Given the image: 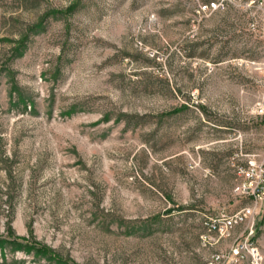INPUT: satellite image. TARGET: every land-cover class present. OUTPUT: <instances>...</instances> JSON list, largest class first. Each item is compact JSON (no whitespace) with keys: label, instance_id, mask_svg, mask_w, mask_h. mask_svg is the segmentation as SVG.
<instances>
[{"label":"rangeland","instance_id":"374dc122","mask_svg":"<svg viewBox=\"0 0 264 264\" xmlns=\"http://www.w3.org/2000/svg\"><path fill=\"white\" fill-rule=\"evenodd\" d=\"M0 0V264H206L261 153L264 0ZM253 23V25L251 24ZM264 264V198L252 237Z\"/></svg>","mask_w":264,"mask_h":264},{"label":"built area","instance_id":"2783aa9c","mask_svg":"<svg viewBox=\"0 0 264 264\" xmlns=\"http://www.w3.org/2000/svg\"><path fill=\"white\" fill-rule=\"evenodd\" d=\"M226 1L207 0L200 8L207 12L224 8ZM254 113L264 115V99L255 104ZM237 175L239 178L232 190L251 197L252 203L206 223V229L200 235L203 242L218 244L225 238H231V246L213 251L206 259V264H261L263 255L252 237L257 206L264 198V139L262 152L249 154L243 163L237 165Z\"/></svg>","mask_w":264,"mask_h":264}]
</instances>
